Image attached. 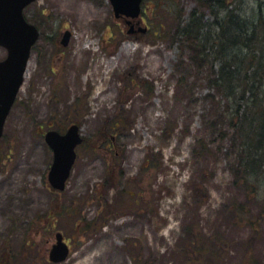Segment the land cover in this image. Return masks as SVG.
<instances>
[{
	"label": "rangeland",
	"instance_id": "1",
	"mask_svg": "<svg viewBox=\"0 0 264 264\" xmlns=\"http://www.w3.org/2000/svg\"><path fill=\"white\" fill-rule=\"evenodd\" d=\"M259 2L234 6L248 17ZM195 8L142 0L135 27L115 18L109 0L25 9L40 36L0 138V264H51L56 233L70 249L61 264H264V219L247 224L264 190L249 202L237 186L233 131L224 137L204 81L190 94L178 86L195 79L187 51L155 35L172 27L167 9L185 21ZM71 125L83 144L57 192L44 133Z\"/></svg>",
	"mask_w": 264,
	"mask_h": 264
},
{
	"label": "trees",
	"instance_id": "2",
	"mask_svg": "<svg viewBox=\"0 0 264 264\" xmlns=\"http://www.w3.org/2000/svg\"><path fill=\"white\" fill-rule=\"evenodd\" d=\"M191 1L197 9L185 21L181 13L167 9L166 22L171 20L172 27L163 25L162 33L155 35L169 36L188 53L186 65L195 79L190 83V77L180 78L178 86L190 94L204 81L211 91L205 100L213 101L210 108L213 116L216 114L215 120L223 119L224 131L234 133L231 147L237 148L238 161L235 182L245 187L247 200L254 202L264 190V2L244 17L234 6L241 0ZM205 13L211 15L210 22L204 19ZM219 102L221 114L213 109ZM117 128L118 125L112 129ZM223 135L227 137L228 132ZM198 143L202 152L207 150L204 143ZM259 208L247 222L252 228L259 227L264 219V192Z\"/></svg>",
	"mask_w": 264,
	"mask_h": 264
},
{
	"label": "water",
	"instance_id": "3",
	"mask_svg": "<svg viewBox=\"0 0 264 264\" xmlns=\"http://www.w3.org/2000/svg\"><path fill=\"white\" fill-rule=\"evenodd\" d=\"M36 0H0V48L6 51V57L0 61V138L8 114L23 84L32 47L39 38L37 28L29 24L24 10ZM115 18L139 17L142 0H109ZM130 23V21H127ZM70 33L65 32L60 44L66 47ZM44 141L52 153V164L47 180L55 191H63L76 160L75 149L82 143L77 125L70 126L64 134L50 130L44 134ZM57 243L49 252V261L62 263L69 249L62 242V236L56 235Z\"/></svg>",
	"mask_w": 264,
	"mask_h": 264
},
{
	"label": "flooded vegetation",
	"instance_id": "4",
	"mask_svg": "<svg viewBox=\"0 0 264 264\" xmlns=\"http://www.w3.org/2000/svg\"><path fill=\"white\" fill-rule=\"evenodd\" d=\"M140 21V20H139ZM135 23H132V27H135V25H134Z\"/></svg>",
	"mask_w": 264,
	"mask_h": 264
},
{
	"label": "bare ground",
	"instance_id": "5",
	"mask_svg": "<svg viewBox=\"0 0 264 264\" xmlns=\"http://www.w3.org/2000/svg\"><path fill=\"white\" fill-rule=\"evenodd\" d=\"M127 49V46L125 47V50Z\"/></svg>",
	"mask_w": 264,
	"mask_h": 264
}]
</instances>
